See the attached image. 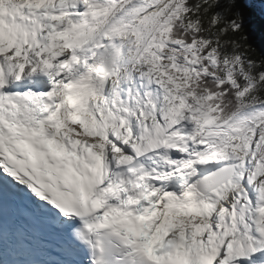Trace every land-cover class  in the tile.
Returning a JSON list of instances; mask_svg holds the SVG:
<instances>
[{
  "label": "snow or ice",
  "instance_id": "obj_1",
  "mask_svg": "<svg viewBox=\"0 0 264 264\" xmlns=\"http://www.w3.org/2000/svg\"><path fill=\"white\" fill-rule=\"evenodd\" d=\"M0 264H264V0H0Z\"/></svg>",
  "mask_w": 264,
  "mask_h": 264
}]
</instances>
